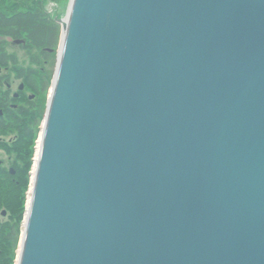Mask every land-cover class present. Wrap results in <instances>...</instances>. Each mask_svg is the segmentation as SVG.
Returning a JSON list of instances; mask_svg holds the SVG:
<instances>
[{"label": "water", "instance_id": "obj_1", "mask_svg": "<svg viewBox=\"0 0 264 264\" xmlns=\"http://www.w3.org/2000/svg\"><path fill=\"white\" fill-rule=\"evenodd\" d=\"M68 9L19 264H264V0Z\"/></svg>", "mask_w": 264, "mask_h": 264}, {"label": "flooded vegetation", "instance_id": "obj_2", "mask_svg": "<svg viewBox=\"0 0 264 264\" xmlns=\"http://www.w3.org/2000/svg\"><path fill=\"white\" fill-rule=\"evenodd\" d=\"M4 37L0 35V155L5 153L8 161L0 159V264H10L14 237L6 233V225L15 223V214L6 208L4 196L21 184L26 171L30 141L37 137L51 86L55 50ZM10 46L22 47L27 57L20 59Z\"/></svg>", "mask_w": 264, "mask_h": 264}, {"label": "rangeland", "instance_id": "obj_3", "mask_svg": "<svg viewBox=\"0 0 264 264\" xmlns=\"http://www.w3.org/2000/svg\"><path fill=\"white\" fill-rule=\"evenodd\" d=\"M12 1H7L5 2V5L3 8H0V15H2L3 13H6V14H9L11 11H14V6L13 4L11 3ZM70 3H71V0H60L59 2V5H54L52 4L50 1H47L45 0L44 1V8L46 11H48L50 13V15L53 17V19H56V21H58L57 19H60V20H64L65 17H66V14L68 12V8L70 6ZM60 26V32H61V35H60V39L58 41V47H57V50L55 52V54H53L52 56V59H53V62L51 63L52 66H51V71H52V75H51V86L48 87V92L46 94V102H45V108H44V113H42V119H41V124H40V129L37 131V137H34V141L31 139L32 144H30L31 146V150H30V154L28 155V160L26 162V165H27V168H26V171L25 173H23V185L25 186L23 188V191H15V189H12L11 191H8V193L5 194L4 196V200H7L10 208L7 206L6 204V208H8L12 213L14 210V214H15V223L12 222V224H9L7 223V227H6V233L8 234H12L13 237H14V246H13V242H12V248L10 250V257L13 259L11 262L12 264H19L20 262V254H21V246H22V242H23V238H24V230H25V222H26V219H27V212H28V209H29V206H30V198H31V195H32V185H33V182H34V173H35V170L37 169L36 168V162L38 160V150L40 148V142L42 140V137H43V131H44V128H45V119L47 117V113H48V106H49V103H50V98L52 96V87H53V84L55 82V79H56V71H57V64H58V60H59V52H60V49H61V46H62V35H63V32H62V24H58ZM10 48L18 55V57H20V59H22L23 57H27L25 55V49H23L22 47L19 48V47H13V46H10ZM30 141V143H31ZM5 153H1L0 155V159L1 160H5V161H8V158L5 157ZM16 162V161H15ZM7 165V164H6ZM13 164H10L9 166L7 165V168L8 167H11L13 166ZM21 166V165H20ZM19 194H23V207H22V210L21 208L19 207ZM19 210L22 212V215H21V212H19ZM13 221V220H12ZM10 225V226H9Z\"/></svg>", "mask_w": 264, "mask_h": 264}, {"label": "trees", "instance_id": "obj_4", "mask_svg": "<svg viewBox=\"0 0 264 264\" xmlns=\"http://www.w3.org/2000/svg\"><path fill=\"white\" fill-rule=\"evenodd\" d=\"M12 1L14 11L0 15V35L14 39H26L39 49H57L60 39V26L54 21L44 8L45 0H0V8L5 2ZM59 3L60 0H47ZM35 140L34 138L32 139ZM30 144H32V142ZM20 185H13V189L23 191V179ZM20 179V178H19ZM11 191V190H10ZM19 207H23V194H19ZM9 208L11 205H7ZM19 212H21L19 210ZM22 215V212H21ZM13 259L10 257V264Z\"/></svg>", "mask_w": 264, "mask_h": 264}, {"label": "bare ground", "instance_id": "obj_5", "mask_svg": "<svg viewBox=\"0 0 264 264\" xmlns=\"http://www.w3.org/2000/svg\"><path fill=\"white\" fill-rule=\"evenodd\" d=\"M35 176V175H34Z\"/></svg>", "mask_w": 264, "mask_h": 264}]
</instances>
